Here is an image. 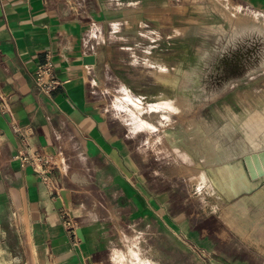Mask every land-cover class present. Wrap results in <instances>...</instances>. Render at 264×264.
I'll return each mask as SVG.
<instances>
[{"label": "rangeland", "instance_id": "rangeland-1", "mask_svg": "<svg viewBox=\"0 0 264 264\" xmlns=\"http://www.w3.org/2000/svg\"><path fill=\"white\" fill-rule=\"evenodd\" d=\"M55 1L61 11L91 23L107 100L138 125L151 186L171 185L165 204L154 206L156 215H170L166 221L160 215L154 221L105 220L107 229L137 233L147 248L151 228L167 232L172 251L181 250L175 258L181 264H241L248 257L264 263V178L248 179L237 170L227 178L222 164V170L216 165L219 179L213 177L200 127L205 120L207 134L223 136L230 123L264 117V35L233 40L237 28L264 23V6H242L239 0ZM234 128L236 140L241 132ZM107 207L119 215L131 208ZM189 227L210 236L214 248L196 243ZM123 249V260L131 264L128 244ZM0 264L64 263L60 255L46 254L26 222L14 219L0 220Z\"/></svg>", "mask_w": 264, "mask_h": 264}, {"label": "crops", "instance_id": "crops-1", "mask_svg": "<svg viewBox=\"0 0 264 264\" xmlns=\"http://www.w3.org/2000/svg\"><path fill=\"white\" fill-rule=\"evenodd\" d=\"M238 2L264 6V0ZM91 33V23L74 11H61L55 0H0V220L26 222L46 254L60 255L64 264H126L124 243L131 264H172L181 250L172 251L167 232L151 228L147 248L139 234L124 235L103 223L154 221L157 215L166 221L170 215H156L154 206L165 204L171 185L151 186L148 148L136 122L113 111L107 100ZM89 55H95V63H86ZM48 58L62 81L51 93L35 81L38 64ZM23 133L57 162L48 186L33 167L16 159ZM112 205L131 208L119 215L107 207ZM65 211L74 232L64 224ZM189 232L196 243L214 248L198 227ZM241 264L264 263L248 257Z\"/></svg>", "mask_w": 264, "mask_h": 264}, {"label": "bare ground", "instance_id": "bare-ground-1", "mask_svg": "<svg viewBox=\"0 0 264 264\" xmlns=\"http://www.w3.org/2000/svg\"><path fill=\"white\" fill-rule=\"evenodd\" d=\"M253 33H261L264 35V23L253 21L237 28V35L233 40L245 39ZM208 126L210 125L205 120L200 122L202 133L205 132L204 134L206 135L202 136L201 143L203 146H206L210 152L209 161L214 162L210 168L213 177L218 175L219 179V173L217 172L219 171V165L222 164L225 168V172L223 169V176L227 178H229L235 170L241 171L248 179L262 180L264 178V117L257 123L244 120L236 124L230 123L222 129L221 134L223 136L207 134ZM235 126L241 132V136L233 140L231 134L233 133V129L235 130ZM211 129L209 131H211ZM227 130L228 134L226 133ZM216 138H218V140H216ZM227 139L230 142L227 143ZM240 154L241 158L234 159L236 155ZM216 165H218V167ZM228 167L231 168L230 173L226 172Z\"/></svg>", "mask_w": 264, "mask_h": 264}, {"label": "built area", "instance_id": "built-area-1", "mask_svg": "<svg viewBox=\"0 0 264 264\" xmlns=\"http://www.w3.org/2000/svg\"><path fill=\"white\" fill-rule=\"evenodd\" d=\"M36 84L46 93H51L62 84L61 79L58 77L54 62L48 58L45 62L38 64L35 72ZM18 131L19 128L17 129ZM21 146L16 154L18 159L23 165L33 167L35 173L40 177V180L47 186L51 182V174L57 166V162L46 153L36 150L30 141L27 139L26 134H22ZM66 218L64 219L65 226L74 232V222L65 211Z\"/></svg>", "mask_w": 264, "mask_h": 264}, {"label": "water", "instance_id": "water-1", "mask_svg": "<svg viewBox=\"0 0 264 264\" xmlns=\"http://www.w3.org/2000/svg\"><path fill=\"white\" fill-rule=\"evenodd\" d=\"M86 63H95L96 62V57L95 55H89L85 57Z\"/></svg>", "mask_w": 264, "mask_h": 264}]
</instances>
